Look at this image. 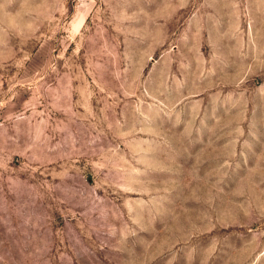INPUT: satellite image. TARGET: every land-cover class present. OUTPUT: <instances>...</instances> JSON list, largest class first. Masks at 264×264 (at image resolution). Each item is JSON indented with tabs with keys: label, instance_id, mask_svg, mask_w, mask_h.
Segmentation results:
<instances>
[{
	"label": "rangeland",
	"instance_id": "obj_1",
	"mask_svg": "<svg viewBox=\"0 0 264 264\" xmlns=\"http://www.w3.org/2000/svg\"><path fill=\"white\" fill-rule=\"evenodd\" d=\"M0 264H264V0H0Z\"/></svg>",
	"mask_w": 264,
	"mask_h": 264
}]
</instances>
